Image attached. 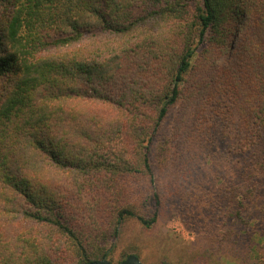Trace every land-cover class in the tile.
Instances as JSON below:
<instances>
[{
	"label": "trees",
	"instance_id": "16d2710c",
	"mask_svg": "<svg viewBox=\"0 0 264 264\" xmlns=\"http://www.w3.org/2000/svg\"><path fill=\"white\" fill-rule=\"evenodd\" d=\"M159 136L175 186L225 166L264 264V0H0V264H117Z\"/></svg>",
	"mask_w": 264,
	"mask_h": 264
},
{
	"label": "rangeland",
	"instance_id": "374dc122",
	"mask_svg": "<svg viewBox=\"0 0 264 264\" xmlns=\"http://www.w3.org/2000/svg\"><path fill=\"white\" fill-rule=\"evenodd\" d=\"M162 140L161 136L156 137L150 151L160 205L157 208L155 200L149 198L140 207L148 217L157 211V221L145 228L137 219H127L111 260L119 264L129 254H136L145 264H261L254 251L257 239L253 236V219L249 218L251 224L247 225L227 218V223L220 227L223 217L218 218L219 205L227 186L225 166L217 165L214 170L206 164L196 165L184 179L174 182L175 186L162 169ZM249 214L255 217L256 229L263 230L264 189Z\"/></svg>",
	"mask_w": 264,
	"mask_h": 264
},
{
	"label": "water",
	"instance_id": "95a60500",
	"mask_svg": "<svg viewBox=\"0 0 264 264\" xmlns=\"http://www.w3.org/2000/svg\"><path fill=\"white\" fill-rule=\"evenodd\" d=\"M88 264H112L109 259L102 258L99 260L92 261ZM119 264H145L138 255L136 254H129L123 261Z\"/></svg>",
	"mask_w": 264,
	"mask_h": 264
}]
</instances>
